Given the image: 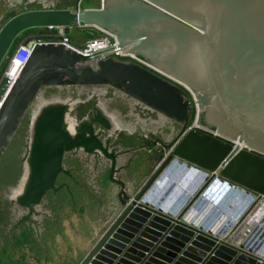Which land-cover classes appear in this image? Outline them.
Wrapping results in <instances>:
<instances>
[{"label": "water", "instance_id": "obj_1", "mask_svg": "<svg viewBox=\"0 0 264 264\" xmlns=\"http://www.w3.org/2000/svg\"><path fill=\"white\" fill-rule=\"evenodd\" d=\"M103 2L97 9H33L1 20L0 64L24 30L81 21L113 32L123 51L151 67L113 57L88 58L61 44L36 43L0 103V158L43 86L107 85L181 127L163 144L167 154H161L147 179L129 191L116 176L117 157L137 148L109 149L112 138L103 141L91 125L75 133L65 124L67 105L45 103L32 123L28 171L15 198L28 210L22 219L35 212L45 192L56 189L57 177L66 172L64 153L82 148L110 160L108 179L118 187L119 203L112 222L78 264H264L260 253L245 249L232 232L214 233V226L199 223L210 220L192 221L186 207L164 209L149 194L176 162L182 172L194 167L210 175L198 192L211 182H226L264 203V0ZM193 93L198 94V104L210 106L187 127L196 107ZM96 114L98 123L108 127L109 119ZM243 141L245 147L240 146Z\"/></svg>", "mask_w": 264, "mask_h": 264}, {"label": "rangeland", "instance_id": "obj_2", "mask_svg": "<svg viewBox=\"0 0 264 264\" xmlns=\"http://www.w3.org/2000/svg\"><path fill=\"white\" fill-rule=\"evenodd\" d=\"M103 6V0H23L22 2L21 0H0V21L16 13L26 10L53 8L69 9L71 11H82L84 9H97ZM40 30L41 29L39 27L26 29L21 32L18 37L15 38L13 43L15 44L20 38ZM96 32L97 31L96 29H94V27H88L82 29L76 28L74 30L70 29L68 31V34L69 36H71L72 43L78 45L83 44L84 41L93 36ZM4 62L5 60H3L0 64V72L4 65ZM88 98L90 99L86 100ZM70 101H83L85 102L84 107H86L87 105L90 106V104H95L105 113H109L108 115L112 114V118H114L113 115H116L118 120L115 121L120 125L118 127L124 128L127 133H131L133 131L134 134H137L140 137L145 134L146 137H143V139L147 141H150L149 139H153L154 137L158 138L160 144L156 145L155 147L153 146L154 149L159 146L163 147V144L168 142L167 140H164L166 139L165 137L168 133L174 138L180 129V126L172 123L171 119L165 118L163 115L149 109L144 104L138 102L136 99L107 85H65L41 87L37 94V97L34 99L33 103L29 106L24 116L21 118L20 124L11 137L8 145L3 149L0 158V250H2L3 248L8 249L10 246L14 248L29 249L39 254V256H41L47 264H68L74 258H77V254L75 252L78 250V247L74 246L70 248L65 245L67 242L66 240L64 241V231L61 232L63 236L62 238L60 233H58L54 228H50V224L49 222L47 223L46 219L43 220V217L47 216V212L51 214V212L47 210V201L44 199V197H49L52 190L45 192L40 204L34 207L35 212H33L28 217V219H22V217L26 215L28 210L18 205L15 200L18 194L17 192L21 189L22 183L24 182L28 171L27 156L29 153V145L32 135V123L36 115L38 114L42 106L47 102H64L67 107L70 108V106L72 107L75 105V103L70 104ZM202 106L203 108H201L200 112L204 111L206 106H210V104L205 103ZM194 115L195 112L193 111L191 113L188 126L192 125ZM67 118L68 116L66 114L65 124L71 127ZM198 125L205 130L214 131L201 124ZM70 130L74 131L72 127ZM115 134L120 135L119 132H115ZM106 135L107 131L105 130L100 134V136H102V138L104 139H106ZM130 140L131 139L129 138V141H127L126 143H119H124V145L132 144L133 141ZM113 145L114 140L111 139L109 141V147ZM115 148L116 147H114L113 150ZM121 148L123 149L119 150H124L125 146ZM77 149L78 148H75L68 152H65L64 158L71 157V154H75L74 152ZM152 151L153 150H150V148L148 147L142 148L140 150H135L131 154L132 156L136 155V157H133L132 161L127 166L133 169L134 172L140 170L144 166V160L142 158L143 155L152 156L154 154ZM90 155L91 153L89 154V158H91ZM95 158L96 165L93 169L94 171L100 170V174L95 177V180L92 178L91 174V167L93 166V163L89 165L86 160L84 161V163H68L71 165L75 172V179L78 184H81L85 187H87L89 184H93L94 187L97 188L96 191H94L95 189L93 188V192L91 194L79 195L81 197L77 200V202H81L83 206H89L92 203L102 202V206L104 207L103 209H101L102 211L100 212L99 217H114L113 215H115L117 209L115 204L116 201H118V198H116V196L114 195V192L117 189V185L108 179L110 163L105 162V160L100 156ZM175 166L176 165H172L168 169V172H166L167 174L164 178L171 180L172 183L169 184V186L178 185V183L180 184L179 181L173 182L174 175L176 174L175 172L178 171V168H175ZM186 175L192 180L194 179V177L191 176L190 173H187ZM61 181H67L69 183V186L75 187L72 185L73 182H70L63 173H60L57 177L55 187H57V185ZM110 182L114 184L112 185V193ZM217 185H219L218 182H211L208 188H204L200 192H198V190L197 192L195 191L196 194L194 198L186 205V209H184L186 215L190 213L192 214L189 217L190 220L196 221L194 217H211L213 219H216L221 215V213H224L223 217L225 214L228 215V217L231 216V213L229 211H225L224 207L219 204L222 198L229 197L230 192H220V195L214 197L211 195V192H208L215 189ZM174 191L175 190L173 189V193L168 192L167 195H163L159 200L168 204H173V202L175 201H182L181 197L184 196L183 193H179L176 195ZM212 192L214 195V191ZM244 193L246 192L244 191ZM86 195L91 197V199H89L91 202L87 201L85 197ZM170 196L171 199H169ZM245 197L246 196L241 197L239 194H237V206L241 199H243V202L244 200H246ZM201 199L207 200V203H210V205L203 206L201 204L200 206H198L199 208H197L196 206L201 201ZM57 202L61 206L69 204L66 196H61L57 200ZM257 203L258 202L253 200V203H251V205L246 208V210L242 215H240V217H262L260 216V212L263 211L264 204ZM159 206L163 207L160 203ZM204 207L208 210L207 213L206 210H203ZM66 210L67 212H65V210H58L57 213L60 217H74L75 212L72 207L70 209L66 208ZM215 210H219L220 212H216L214 215H211V213H213ZM83 212L84 211L82 210L80 213ZM260 221L261 218L258 219V222ZM43 222H45V224ZM199 223L206 224V226H212L210 222ZM53 242H57L59 246L57 245L56 247H54L55 245ZM245 243L251 244V242L246 240Z\"/></svg>", "mask_w": 264, "mask_h": 264}, {"label": "crops", "instance_id": "obj_3", "mask_svg": "<svg viewBox=\"0 0 264 264\" xmlns=\"http://www.w3.org/2000/svg\"><path fill=\"white\" fill-rule=\"evenodd\" d=\"M165 138L166 139L164 140L169 141L173 138V136L168 133ZM149 140H150L149 142H152L151 146H156L160 144V141L158 138L154 137L153 139H149ZM111 147L114 148L116 147V145H113ZM111 147L110 149H112ZM119 149H123V148L121 147L115 148L116 151H119ZM163 154L166 155L167 151H165V153ZM133 157H136V155L132 156L131 153H122L117 157L118 158L117 159L118 171L116 173V176L118 178H121L125 182L127 189L129 191L137 190L142 185V183L147 179V177L151 174V172L154 170L158 162L161 160V155H158V154L157 155L153 154L152 156L143 155L142 158L144 160V166L140 170L134 172L133 169L127 166L132 161ZM93 168L94 167L92 166L91 174H92V178L95 180V177H97L100 174L99 172L100 170L94 171ZM185 172L190 173V171H185ZM74 175H75V172H74ZM162 175L160 176V178H162ZM186 177L187 175L185 174V178ZM63 183H65L66 185L64 186ZM72 185L75 187L69 186V183L67 181H61L57 185L56 189L51 191V194L49 195V197H46V198L44 197V199L47 201V205L45 204L47 206V210L50 211L51 214L47 212V216L43 217V220L46 219L47 223L49 222L50 224V228L51 227L54 228L58 233L61 234V236H62L61 232L64 231V241L66 240L67 243L65 245L67 247H70V248L74 246L78 247V250L75 252L77 254V258H74L72 261L68 263V264H78L82 260V258L85 256V254L89 251V249L93 246V244L102 234V232L112 222L115 215H113L114 217H99L100 212L102 211L101 209H103L104 207L102 206V202L92 203L89 206H83L81 202H77V200L81 197L79 195L91 194L93 192V188L95 189L94 191L97 190V188H95L93 184L91 185L86 184L88 186L85 187V186H82L81 184H78L77 182H73ZM112 185L114 184L110 182V187H112ZM116 188L117 189L114 192V195L117 198L118 187L116 186ZM112 190H113V187L111 188V193H112ZM177 194L179 193L176 192V195ZM61 196L62 197L66 196V199L69 202V204L65 206H61L57 202V200ZM85 197L88 202H91L89 200L91 199V197L87 195ZM111 199H110V202H111ZM169 199H171V196ZM118 203L119 202L116 201V204H115L116 208H117ZM161 205H163L164 209H167V208L170 209L172 207L171 204H167L164 202H162ZM71 207L75 212L74 217H65V216L60 217L58 215L57 213L58 210H63V211L65 210V212H67L66 208L70 209ZM82 210L84 212L80 213ZM194 218L202 219L204 217H194ZM43 223L45 224V222ZM218 223L220 222L218 221ZM234 236L235 238H237L236 236H239L237 231L234 233ZM54 245H55L54 247H56L58 243L55 242ZM137 251H141L142 253L145 252L141 248H138ZM140 258L141 257L139 256V259ZM0 264H47V263L41 256H39V254L29 249L14 248L10 246L8 249L3 248L2 250H0ZM123 264H129V263L123 262ZM133 264H137V263L134 262Z\"/></svg>", "mask_w": 264, "mask_h": 264}, {"label": "built area", "instance_id": "obj_4", "mask_svg": "<svg viewBox=\"0 0 264 264\" xmlns=\"http://www.w3.org/2000/svg\"><path fill=\"white\" fill-rule=\"evenodd\" d=\"M88 27H94V29H96L97 32L93 36L88 38L86 41H84L83 44L75 45L74 43H72L71 36H69L68 31L70 29L74 30L76 28L82 29ZM39 28L41 29L40 31L28 34L20 38L17 44L12 49V51H10L11 53L5 56L4 58L5 62L0 72V103L3 97L6 95L7 91L9 90L10 86L13 84V82L19 75L24 65L27 63L32 48L36 43H51L55 45L61 44L68 48L73 49L74 51L88 58L98 57L100 59H106L109 57H113L124 61H134L145 67H151L141 57L136 56L132 52L123 51L114 33L103 27L87 25L81 21H73L65 26L50 25ZM185 91L187 90L185 89ZM193 111L195 112V115L193 116V122L191 126L195 124L194 121L196 120V118H198V113H199L196 107L195 108L193 107ZM240 146L245 147L244 144H241ZM190 174L197 179L198 178L202 179V174L200 173V169H198V171L191 170ZM206 175L210 176L209 174ZM183 189L185 188L183 187ZM180 193H183L184 195L181 198L186 197L185 192L182 189H180ZM184 205L181 207V209L179 208V211L184 208ZM172 209H168V210H172ZM256 219H257L256 217H241L240 219H237V217L230 218L227 221V223L225 221L223 226L221 225L220 228L214 229L213 232L218 233L219 231L223 230L224 233L230 231L232 232V235H234V233L237 231L239 235L237 237L239 238V241L244 244V248L247 249L248 247H252L254 253L255 252L260 253V257H258V259L260 261H263L264 246L262 244L252 245L249 243H245V236L248 233V227H249L248 225L251 220L255 221Z\"/></svg>", "mask_w": 264, "mask_h": 264}, {"label": "flooded vegetation", "instance_id": "obj_5", "mask_svg": "<svg viewBox=\"0 0 264 264\" xmlns=\"http://www.w3.org/2000/svg\"><path fill=\"white\" fill-rule=\"evenodd\" d=\"M22 1L23 0H21V2ZM13 44L11 45V47L8 50L7 54L11 51L13 46H15L17 43H15L14 45ZM89 99L90 98H88L86 100H89ZM72 103H75V105L72 106V107L70 106V108L67 107V116H68L67 120H68L69 124L71 125V127L74 129L75 133L79 132V130L80 131L81 130L82 131L83 130L86 131L89 128V126L91 125L93 127V130H94L95 134H97L99 136V138L102 139L103 141H104V138H102V136H100V134L104 130L107 131L106 139L111 137L114 140V145H116V147H124L125 146L124 150L125 149H129V148H137L138 150H140L142 148L148 147V148H150V150H153L152 152L155 155H157V154L161 155V154L164 153V151H165L164 147H160L159 146L156 149H154L155 146L154 147L151 146L152 142H149V141L143 139V137L144 138L146 137L145 134L143 136H141L142 137L141 138L139 135L134 134L133 131L131 133H127L124 128L118 127L120 125L117 124L118 122H116L118 120L116 115L115 116L113 115V117L115 119L112 118L111 117L112 114L108 115L109 113H105L102 109H100L95 104L94 105L90 104V106L87 105L86 107H84L85 102H83V101H81V102L70 101V104H72ZM97 111L101 112L104 116L107 117V119L110 118L108 127L102 126V125H100L98 123V121L96 120ZM171 121H172V123H174V124H176V125L181 127V125L179 123L175 122L174 120H171ZM110 123H111V126H110ZM97 125H98V127H97ZM187 127H188V125H187ZM115 132H119L120 135L115 134ZM120 137H123V138H120ZM129 138L131 139L130 141H133L132 144L124 145V143H119V142H125L126 143L127 141H129ZM171 140H169L168 142H170ZM135 143H137V144H135ZM108 147H109V145H108ZM109 149H110V147H109ZM132 152H134V151H130V152H127V153H132ZM74 153L75 154H71V157H67V158H64L65 157V155H64L63 156V162H62L63 167H64V169L66 171V172H63V174L65 175V177L70 182H76V179H75V175H74V170L71 167V165L68 164V163H71V164H75V163L77 164L78 162L84 163V161L86 160L89 165H91L93 163V167H95V165H96V160H95L96 158L95 157H99V156L101 158H103L105 160V162L110 163V160L107 159L105 156H103L102 153H96V154L95 153H91V155H90L91 158H89V154L90 153H86L82 148L77 149ZM95 155H97V156H95ZM129 161H130V159H129ZM64 163H65V165H64ZM63 185L65 186L66 184L63 183ZM253 200L256 201V198L254 197L251 200L250 204L253 203ZM256 202H258V201H256ZM260 214H261L260 216L264 217V209H263L262 212H260Z\"/></svg>", "mask_w": 264, "mask_h": 264}, {"label": "clouds", "instance_id": "obj_6", "mask_svg": "<svg viewBox=\"0 0 264 264\" xmlns=\"http://www.w3.org/2000/svg\"><path fill=\"white\" fill-rule=\"evenodd\" d=\"M172 165H176L175 168H178V171H176L175 175H174V180L173 182L179 181L180 184L178 183V185H173V186H169V184H171V180L168 179H164L165 176H163V178H158V180L156 181V183L154 184V186H152V188L150 189V196L153 197L154 200L163 202L160 199V197H162L163 195H167L168 192L173 193V189L175 190L174 192H178L180 193V189H183V187L185 188V190L190 191V195H188L185 198H182V201L179 202H175L172 205V207L170 209H172L174 206L175 207H179L181 208L184 204V207H186V205L194 198L197 190H199L198 188L199 185L203 182L202 179L200 178H195L192 180L190 177H186L185 178V174H187L185 171H191V170H185L182 173L181 169L179 168L178 163L174 162L173 164H171L170 166H168L167 170L165 172H168V169L172 166ZM174 167V166H173ZM190 168H194V167H190ZM198 169V168H197ZM174 174V173H172ZM192 176V175H191ZM183 177L185 178V180L183 179ZM189 179V180H187ZM183 180V181H182ZM187 180V181H186ZM192 180V181H190ZM192 182V183H190ZM226 186V188L224 187ZM209 187V185L207 186V188ZM196 191V192H195ZM214 191V195L213 192ZM230 192L229 197H224L222 198V200L219 202V204L221 206L224 207L225 211H229L231 213L230 217H225L226 214L223 217L224 213H221V215L219 217H217L216 219H213L211 217H204L202 219H208L210 220V222L212 223V227L214 226L215 228H220L221 225L223 226V224L227 223V221L230 218H236L240 219V215H242L244 213V211L246 210L247 207H249L251 204V200L254 198L249 192L244 193V190H239L237 191L236 188H232V186L228 185L226 182H223L221 185V182H219V185H217L215 187V189L210 190L208 192H211V195L214 196H218L220 195V192ZM240 191H242V193H240ZM237 194H239L241 197L246 196V200L248 201V203L243 199L240 200L238 206H237ZM212 197V198H213ZM209 202V201H208ZM166 203V202H164ZM178 203V204H176ZM201 204L204 205H210V203H207V200L205 199H201ZM174 205V206H173ZM203 210H206L207 213V209L204 207ZM216 212L211 213V215H214ZM261 218V221L258 222V219ZM201 220V218H198ZM218 220H221V222L219 223V225L217 226V222ZM248 233L245 236V240L251 242L252 245H258V244H262L264 246V217H257V219L255 221H250L249 225H248Z\"/></svg>", "mask_w": 264, "mask_h": 264}, {"label": "bare ground", "instance_id": "obj_7", "mask_svg": "<svg viewBox=\"0 0 264 264\" xmlns=\"http://www.w3.org/2000/svg\"><path fill=\"white\" fill-rule=\"evenodd\" d=\"M193 95H194V98L196 99L195 100V103H196V108H197V111L198 112H200V110H201V107H202V105L201 104H198V102H197V98H198V96L195 94V93H193ZM56 101V100H55ZM38 110V109H37ZM111 124V123H110ZM241 144H246L245 143V141H243V142H241ZM179 168L181 169V170H183V168H182V166H179ZM189 170H195V171H197L198 169L197 168H188ZM179 172V171H178ZM180 173H182V171L180 172ZM200 173L202 174V181H204L205 180V175H206V173L203 171V170H200ZM166 172H164L163 173V175H162V177L163 176H166ZM168 177V176H167ZM215 179H218L217 177H215ZM218 181H220V180H218ZM223 182H221V184H222ZM225 188H226V186H224ZM184 192H185V195H186V197L188 196V195H190V191H187V190H185V189H182ZM239 190H243L242 188L241 189H238L237 188V191H239ZM241 193H242V191H241ZM14 194V193H13ZM150 199L151 200H153L154 201V199H153V197H150ZM247 203H248V201L247 200H245ZM173 208H179V207H173ZM193 208V207H192ZM214 212H220L219 210H215ZM254 212V211H253ZM200 216V215H199ZM225 217H228V215H226ZM219 222H221V220H218ZM219 225V223L217 222V226ZM209 228H212V226H208ZM235 237V236H234ZM237 237V236H236Z\"/></svg>", "mask_w": 264, "mask_h": 264}]
</instances>
